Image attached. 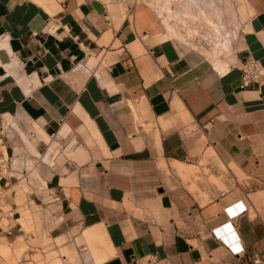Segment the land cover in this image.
<instances>
[{"label":"crops","instance_id":"crops-1","mask_svg":"<svg viewBox=\"0 0 264 264\" xmlns=\"http://www.w3.org/2000/svg\"><path fill=\"white\" fill-rule=\"evenodd\" d=\"M246 1L235 64L218 74L146 8L0 0V156L14 163L0 189L16 212L0 248L26 247L0 264H42L46 250L66 264H264V76L242 87L238 68L264 69V0ZM23 124L26 142L5 130ZM54 140L80 146L48 164ZM24 150H46L45 175L16 204ZM235 203L246 211L229 217Z\"/></svg>","mask_w":264,"mask_h":264},{"label":"rangeland","instance_id":"rangeland-1","mask_svg":"<svg viewBox=\"0 0 264 264\" xmlns=\"http://www.w3.org/2000/svg\"><path fill=\"white\" fill-rule=\"evenodd\" d=\"M149 6L141 5L139 7L146 8L154 15L164 32L163 37L174 42L183 53L192 54L196 60L204 61L208 66L216 70L218 74L235 64V52L238 48L240 36L244 26L254 14V11L248 7L246 0H151ZM119 8L125 12V8L122 5H119ZM169 28L172 29V33H170ZM228 44L230 47L227 49L226 45ZM7 120L11 121V118ZM22 128L25 134L13 127L5 130L9 134L16 132L26 142V137L29 136L26 131L28 126L23 124ZM145 128L148 130L150 126ZM56 143L58 141L54 140L50 145L53 146L56 153L54 155L50 154L47 158H53V160L44 162L52 164L56 163L55 160L63 162L70 158L69 153H71L70 150L73 145L62 153ZM45 152L46 150L40 151L39 158L36 161L29 157L31 153L27 150H24L21 154L20 158L24 164L23 170L29 177L25 182L22 181L17 188L16 204L23 203L24 200L26 201V196L33 195L34 188H36L35 190L40 188L33 185L44 180L45 172L40 171L43 168L39 163L40 156ZM189 175H180V177L184 184L189 183L191 191H198L195 185L196 182L192 180V177L198 183L205 185L203 179L196 178L191 173ZM22 217L31 222L29 213L22 212ZM20 222L23 223L22 220ZM29 227H27L26 231H29ZM3 246L6 251L0 248V256L4 258L10 256V248L14 249V252L17 250V252H21L26 249L21 238L12 246H8L7 243H4ZM88 248L93 254L94 250H91L90 245ZM63 254H65L64 251L60 252V255ZM44 255V257H41L42 264H66L55 253L50 255L46 250ZM72 260V258L68 257L69 262H72Z\"/></svg>","mask_w":264,"mask_h":264},{"label":"built area","instance_id":"built-area-1","mask_svg":"<svg viewBox=\"0 0 264 264\" xmlns=\"http://www.w3.org/2000/svg\"><path fill=\"white\" fill-rule=\"evenodd\" d=\"M104 4H118L125 8L126 16H132L133 11L143 5L150 7L151 0H100ZM238 68L241 71L242 87H247L251 82H258L264 76V69L253 59L248 58L241 61L238 64ZM80 146L76 141L73 146ZM72 146V147H73ZM14 170V163L6 157L0 156V181H5L7 178H11V173ZM21 176L19 180H24L26 172H20ZM14 194V193H13ZM236 206V208H234ZM226 213L229 217L240 215L246 211L243 206L238 207V203L228 206ZM16 216V212L12 206L8 203L5 192L0 189V233H8L9 225L8 221L13 220ZM232 234V232H231ZM228 248L234 253L238 254L241 250L240 245L236 238H233L228 244ZM260 260L256 259L253 261L254 264H258Z\"/></svg>","mask_w":264,"mask_h":264},{"label":"bare ground","instance_id":"bare-ground-1","mask_svg":"<svg viewBox=\"0 0 264 264\" xmlns=\"http://www.w3.org/2000/svg\"><path fill=\"white\" fill-rule=\"evenodd\" d=\"M169 31H170V33H172L173 31H172V29L171 28H169ZM230 46H229V44L228 45H226V48L228 49ZM74 147H78V146H73L72 148H74Z\"/></svg>","mask_w":264,"mask_h":264}]
</instances>
